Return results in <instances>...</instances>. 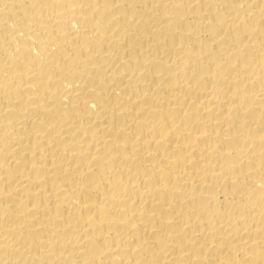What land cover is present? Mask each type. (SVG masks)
Instances as JSON below:
<instances>
[{"label":"bare ground","instance_id":"obj_1","mask_svg":"<svg viewBox=\"0 0 264 264\" xmlns=\"http://www.w3.org/2000/svg\"><path fill=\"white\" fill-rule=\"evenodd\" d=\"M0 264H264V0H0Z\"/></svg>","mask_w":264,"mask_h":264}]
</instances>
